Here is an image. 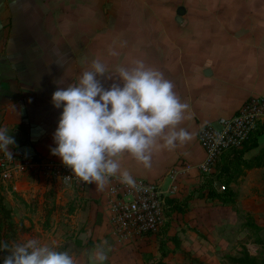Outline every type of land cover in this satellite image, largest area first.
<instances>
[{
  "label": "crops",
  "instance_id": "obj_1",
  "mask_svg": "<svg viewBox=\"0 0 264 264\" xmlns=\"http://www.w3.org/2000/svg\"><path fill=\"white\" fill-rule=\"evenodd\" d=\"M120 1L0 0V129H7L13 137L15 143L9 147L29 145L38 158L46 156L62 163L51 154L57 146L54 133L63 111L52 103L57 87L78 84L82 73L90 70L96 59L105 63L114 78L118 65L130 67L134 60H143L161 71L174 84L181 101L189 106L181 127L192 139L173 149L155 150L149 169L129 156L122 158L121 167L133 178L166 187L169 169L185 160L194 167L177 182L178 196L183 195L201 181L196 167L204 160V153L197 142L198 128L232 116L248 97L264 95V0L231 1L229 6L243 12L219 16L207 13V8L215 5L213 0L208 5L207 1H194L191 6L206 10L202 15L193 14L188 33L172 32L171 46L163 43L162 34L135 33L145 41L143 47L124 44L127 38L112 31L118 15L111 16V7L120 6ZM129 3L122 4L129 8ZM226 4L229 2L223 6ZM100 23L107 24V32L101 33ZM105 36L107 42L103 43ZM131 38L133 34L128 33ZM147 40L157 42L153 47ZM110 50L118 54L112 56ZM205 70L211 75H205ZM113 82L116 81L104 82L105 87ZM21 104L27 122L21 115ZM31 124L39 128L32 129ZM262 148L264 132L258 138V146L245 157L253 158ZM254 171L264 174V168ZM96 188L95 184H88L87 194L98 192ZM102 191L105 193V188ZM104 193L98 196L102 205Z\"/></svg>",
  "mask_w": 264,
  "mask_h": 264
},
{
  "label": "rangeland",
  "instance_id": "obj_2",
  "mask_svg": "<svg viewBox=\"0 0 264 264\" xmlns=\"http://www.w3.org/2000/svg\"><path fill=\"white\" fill-rule=\"evenodd\" d=\"M127 1L130 2L129 8L122 4L127 5ZM194 1L198 0H121L120 6L115 4L118 10L111 7V16L114 13L118 15L112 31L124 35L127 38L124 44L132 47H143L145 41L139 35L135 36L140 32L162 34L163 43L171 46L172 32L185 35L191 29L193 14H204L205 8L191 6ZM199 1H207L206 5L210 2ZM213 1L215 5L207 8L209 15H232L237 10L243 12V9L229 6L236 0ZM227 2L228 6H223ZM179 6L187 10L182 23L175 22ZM103 10L108 11L106 3ZM99 30L107 32V24L100 23ZM128 33L133 34V38L128 39ZM106 37L103 43L107 42ZM156 42L147 40L153 47ZM242 173L232 186L237 193L234 204H222L206 197L205 192H199L189 203L185 214L171 215L166 236L177 237L180 248L176 249L172 241L166 242L165 247L171 253L164 259L165 264H231L229 258L240 257L243 251L258 263H264V174L254 169L243 170ZM22 177L15 184H0V196L11 210L15 231L13 238L2 237L0 241L1 244L5 240L9 250L29 239L50 245L55 241L59 245L58 250L68 251L77 264H92L90 256L96 246L107 241L105 247H110L111 251L105 264H157L160 258L159 235L118 241L102 229L104 205L98 196L104 191L96 188L98 192L87 194L86 190L78 191L73 185L47 177L40 170ZM214 185L218 191L221 190L217 182ZM186 193H180L177 198H183ZM8 254L0 252V260L3 262Z\"/></svg>",
  "mask_w": 264,
  "mask_h": 264
},
{
  "label": "clouds",
  "instance_id": "obj_3",
  "mask_svg": "<svg viewBox=\"0 0 264 264\" xmlns=\"http://www.w3.org/2000/svg\"><path fill=\"white\" fill-rule=\"evenodd\" d=\"M110 55L118 53L110 50ZM103 81H116L105 87ZM52 103L62 108L54 133L57 145L51 154L71 169L72 175L85 184L104 190L113 177L135 187V180L121 160L129 156L145 169L151 168L155 150L173 149L192 139L181 124L188 105L174 91V84L164 74L136 59L130 67L118 65L116 76L100 59L84 71L78 84L57 87ZM7 129H0V151L13 159L9 146L14 145ZM67 177L66 179H68ZM107 241L97 245L90 256L92 264H105L110 247ZM52 244L29 239L9 250L5 242L0 251L9 252L3 264H77L68 251Z\"/></svg>",
  "mask_w": 264,
  "mask_h": 264
},
{
  "label": "built area",
  "instance_id": "obj_4",
  "mask_svg": "<svg viewBox=\"0 0 264 264\" xmlns=\"http://www.w3.org/2000/svg\"><path fill=\"white\" fill-rule=\"evenodd\" d=\"M263 123L264 95L248 97L230 117L201 125L197 142L203 150L204 160L196 167L200 174L216 173L221 158L241 149L254 129ZM8 150L13 156L11 160L0 151V184H15L22 176L40 170L47 177L73 185L78 191L87 189L88 184L72 175L71 169L61 162L51 158L36 161L25 157L18 147ZM193 167L185 160L178 162L166 174L169 180L166 187L137 178H134L136 186L129 187L118 177L111 178L103 195L102 229L118 241L156 235L166 221L167 199L178 196V180L187 177Z\"/></svg>",
  "mask_w": 264,
  "mask_h": 264
},
{
  "label": "trees",
  "instance_id": "obj_5",
  "mask_svg": "<svg viewBox=\"0 0 264 264\" xmlns=\"http://www.w3.org/2000/svg\"><path fill=\"white\" fill-rule=\"evenodd\" d=\"M264 132V123L259 124L251 133L249 140L239 150L232 151L224 155L217 164L216 173L201 174V181L196 188L190 190L183 198H169L167 199L166 221L160 227L157 235H159V250L160 258L157 264H165L164 259L171 253L166 249V242L172 241L176 249L179 250L180 242L177 237H167V232L170 224V217L174 213L185 214L188 210L189 203L195 198L196 193H204L206 197L213 200H218L222 204H234L237 198V193L232 186L236 184L238 178L242 176L243 170H251L264 168V148L260 153L253 158H246L245 154L258 146V138ZM38 161L40 158L33 157ZM217 182L222 190L218 191L214 185ZM13 223L11 221V210H9L3 203V198L0 196V241L2 237L7 239L13 238L15 231L13 230ZM3 230L5 233L3 234ZM2 241L1 244L5 243ZM7 243V242H6ZM2 252V251H0ZM231 264H264L258 263L254 257H251L247 251H243L240 257H230ZM0 264H3L0 260Z\"/></svg>",
  "mask_w": 264,
  "mask_h": 264
},
{
  "label": "water",
  "instance_id": "obj_6",
  "mask_svg": "<svg viewBox=\"0 0 264 264\" xmlns=\"http://www.w3.org/2000/svg\"><path fill=\"white\" fill-rule=\"evenodd\" d=\"M186 13V9L182 6L178 7L176 9V17H175V21L180 23L181 22V18L182 16H184ZM9 59H12V56H8ZM204 74L205 75H211V71L209 70H205L204 71ZM21 115L22 117L24 118V121L27 122V118H26V111H25V107L23 104H21ZM32 129H35V128H39L37 127L36 125L34 124H31L30 125ZM19 150L21 151V153L25 156V157H28V158H33L35 156V151L34 149L29 146V145H22L19 147Z\"/></svg>",
  "mask_w": 264,
  "mask_h": 264
}]
</instances>
